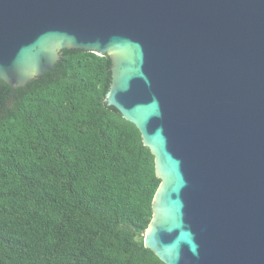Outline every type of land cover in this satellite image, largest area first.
<instances>
[{
  "label": "water",
  "instance_id": "1",
  "mask_svg": "<svg viewBox=\"0 0 264 264\" xmlns=\"http://www.w3.org/2000/svg\"><path fill=\"white\" fill-rule=\"evenodd\" d=\"M64 50L112 62L109 107L161 185L144 246L165 264H264V0H0V81Z\"/></svg>",
  "mask_w": 264,
  "mask_h": 264
},
{
  "label": "trees",
  "instance_id": "2",
  "mask_svg": "<svg viewBox=\"0 0 264 264\" xmlns=\"http://www.w3.org/2000/svg\"><path fill=\"white\" fill-rule=\"evenodd\" d=\"M111 83L110 58L79 50L15 91L0 81V264H165L144 246L155 157Z\"/></svg>",
  "mask_w": 264,
  "mask_h": 264
}]
</instances>
